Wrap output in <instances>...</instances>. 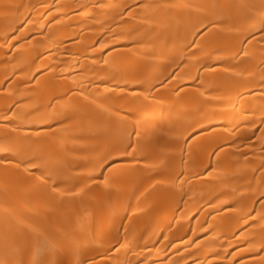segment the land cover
<instances>
[{
  "label": "bare ground",
  "instance_id": "6f19581e",
  "mask_svg": "<svg viewBox=\"0 0 264 264\" xmlns=\"http://www.w3.org/2000/svg\"><path fill=\"white\" fill-rule=\"evenodd\" d=\"M0 264H264V0H0Z\"/></svg>",
  "mask_w": 264,
  "mask_h": 264
}]
</instances>
